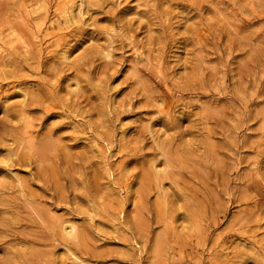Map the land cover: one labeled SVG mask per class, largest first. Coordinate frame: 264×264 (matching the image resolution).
I'll return each mask as SVG.
<instances>
[{"label":"rangeland","instance_id":"1","mask_svg":"<svg viewBox=\"0 0 264 264\" xmlns=\"http://www.w3.org/2000/svg\"><path fill=\"white\" fill-rule=\"evenodd\" d=\"M0 264H264V0H0Z\"/></svg>","mask_w":264,"mask_h":264},{"label":"bare ground","instance_id":"2","mask_svg":"<svg viewBox=\"0 0 264 264\" xmlns=\"http://www.w3.org/2000/svg\"><path fill=\"white\" fill-rule=\"evenodd\" d=\"M63 232L65 233V236L70 239H74L76 237V230L73 226L69 227V231L66 232L65 230H63Z\"/></svg>","mask_w":264,"mask_h":264}]
</instances>
